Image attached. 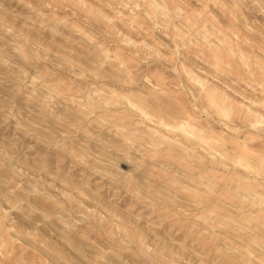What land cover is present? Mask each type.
<instances>
[{"label": "rangeland", "instance_id": "rangeland-1", "mask_svg": "<svg viewBox=\"0 0 264 264\" xmlns=\"http://www.w3.org/2000/svg\"><path fill=\"white\" fill-rule=\"evenodd\" d=\"M0 264H264V0H0Z\"/></svg>", "mask_w": 264, "mask_h": 264}]
</instances>
